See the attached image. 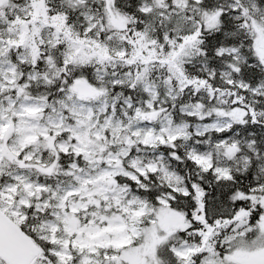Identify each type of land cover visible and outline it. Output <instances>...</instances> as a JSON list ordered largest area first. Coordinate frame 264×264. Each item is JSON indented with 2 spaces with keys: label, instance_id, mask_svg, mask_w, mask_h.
Here are the masks:
<instances>
[{
  "label": "snow or ice",
  "instance_id": "6c2138e0",
  "mask_svg": "<svg viewBox=\"0 0 264 264\" xmlns=\"http://www.w3.org/2000/svg\"><path fill=\"white\" fill-rule=\"evenodd\" d=\"M0 264H264V0H0Z\"/></svg>",
  "mask_w": 264,
  "mask_h": 264
}]
</instances>
